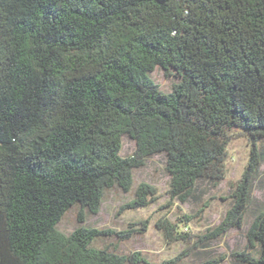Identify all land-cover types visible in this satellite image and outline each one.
I'll use <instances>...</instances> for the list:
<instances>
[{
    "label": "trees",
    "instance_id": "1",
    "mask_svg": "<svg viewBox=\"0 0 264 264\" xmlns=\"http://www.w3.org/2000/svg\"><path fill=\"white\" fill-rule=\"evenodd\" d=\"M156 68L179 78L171 92L151 79ZM233 133L251 139L249 161L232 207L198 238L200 264L223 262L205 250L243 227L264 164V0H0V264H153L93 247L133 231L85 227V217L106 191L130 192L133 170L157 155L171 200L217 187ZM155 194L140 184L120 212ZM72 208L80 226L64 235L57 225ZM156 228L185 240L176 225ZM246 239L253 253L231 252L229 264H264V209Z\"/></svg>",
    "mask_w": 264,
    "mask_h": 264
},
{
    "label": "rangeland",
    "instance_id": "2",
    "mask_svg": "<svg viewBox=\"0 0 264 264\" xmlns=\"http://www.w3.org/2000/svg\"><path fill=\"white\" fill-rule=\"evenodd\" d=\"M151 79L163 93H169L179 78L171 72L169 76L165 71L156 68L151 73ZM259 149L264 147L260 141ZM252 141L248 136L233 133L227 147L225 161V178L217 187H210L200 183L193 198L184 204L171 200L168 191L170 177L165 171V157L157 155L147 160L143 167L133 170V183L130 192L123 193L117 187L105 192L100 212L95 216L87 215L82 226L95 229H109L116 232L133 231L127 240L119 241L116 238L96 240L95 248L110 245L117 247V253L131 255L140 253L150 263L160 264L180 257L178 264H200L202 258L198 257L201 244L198 238L217 227L223 220L227 211L232 207V198L244 171L247 167ZM135 151V143L128 137L122 138L121 156L128 157ZM140 184L153 187L156 191L155 202L147 208L134 211L120 212V208L135 198V191ZM264 209V164L260 167L257 180L251 194V204L247 207L244 225L241 229H232L223 237L214 240L205 253H211L218 259L223 257L220 264H229L231 252L246 251L248 248L246 233L249 225L258 210ZM77 209L72 208L57 225V230L64 234H71L80 224L76 221ZM183 216L194 217L187 225ZM168 222L176 225L179 231L186 234L185 240L166 239L163 232L156 228L159 222ZM141 223H144L141 225Z\"/></svg>",
    "mask_w": 264,
    "mask_h": 264
}]
</instances>
